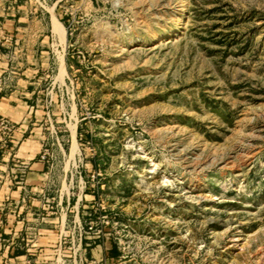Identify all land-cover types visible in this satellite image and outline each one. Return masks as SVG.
I'll use <instances>...</instances> for the list:
<instances>
[{"label":"rangeland","instance_id":"374dc122","mask_svg":"<svg viewBox=\"0 0 264 264\" xmlns=\"http://www.w3.org/2000/svg\"><path fill=\"white\" fill-rule=\"evenodd\" d=\"M8 22L59 61L35 103L60 171L0 247L36 264H264V0H0V42Z\"/></svg>","mask_w":264,"mask_h":264},{"label":"crops","instance_id":"0c3cea01","mask_svg":"<svg viewBox=\"0 0 264 264\" xmlns=\"http://www.w3.org/2000/svg\"><path fill=\"white\" fill-rule=\"evenodd\" d=\"M6 25L9 38L0 42V116L14 120L17 130L10 148L0 152V236L5 234L13 239L23 233V228L14 232V222H18V227L24 225L28 204H41L29 196L30 190L42 189L52 178L51 173L60 171L58 166L48 164L53 152L48 159L42 158L49 141L42 133L35 103L41 89L46 87L44 80L53 77L59 61L55 54L41 49L46 43L44 33L40 36L38 32L37 37L29 40L20 23ZM23 166H26L24 176ZM4 208L14 214H4ZM5 221V230H1ZM0 249L7 256L4 264H36L26 260L25 255L12 257L14 252L25 251L15 241L3 244Z\"/></svg>","mask_w":264,"mask_h":264},{"label":"built area","instance_id":"2783aa9c","mask_svg":"<svg viewBox=\"0 0 264 264\" xmlns=\"http://www.w3.org/2000/svg\"><path fill=\"white\" fill-rule=\"evenodd\" d=\"M17 130V123L9 117L0 116V152L10 148V143L13 142L15 131ZM50 155L48 149L42 153V158L47 159ZM25 167L23 166L22 175L25 173ZM24 176V175H23Z\"/></svg>","mask_w":264,"mask_h":264},{"label":"bare ground","instance_id":"6f19581e","mask_svg":"<svg viewBox=\"0 0 264 264\" xmlns=\"http://www.w3.org/2000/svg\"><path fill=\"white\" fill-rule=\"evenodd\" d=\"M175 19V18H174ZM181 21V20H180ZM59 29H60V32H61V35L63 36V38H66V34H65V30L63 28H60L59 26ZM174 34V30L172 32H169L168 36H172ZM156 36L158 37L159 34L157 33ZM157 39V38H156ZM246 154V153H245Z\"/></svg>","mask_w":264,"mask_h":264}]
</instances>
